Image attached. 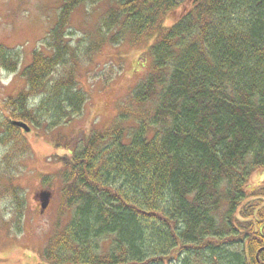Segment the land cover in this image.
Returning a JSON list of instances; mask_svg holds the SVG:
<instances>
[{
    "label": "trees",
    "instance_id": "16d2710c",
    "mask_svg": "<svg viewBox=\"0 0 264 264\" xmlns=\"http://www.w3.org/2000/svg\"><path fill=\"white\" fill-rule=\"evenodd\" d=\"M100 1L62 0L45 52H32L24 86L1 101L7 171L28 153L11 120L49 132L81 113L66 33L77 7ZM94 32L84 56L145 36L150 66L110 127L80 146L54 142L67 152L57 162L70 216L55 222L38 264H264V186L246 185L264 167V0H109ZM18 66L0 45V68ZM6 181L22 214V188Z\"/></svg>",
    "mask_w": 264,
    "mask_h": 264
},
{
    "label": "rangeland",
    "instance_id": "374dc122",
    "mask_svg": "<svg viewBox=\"0 0 264 264\" xmlns=\"http://www.w3.org/2000/svg\"><path fill=\"white\" fill-rule=\"evenodd\" d=\"M108 2L102 0L77 7L71 14L66 33L67 41L77 48L80 60L76 69L77 86L87 96L81 113L59 130L46 132L32 127L27 133L19 131L28 153L12 161L9 171L0 164V173L7 175L0 183V264H38L55 222L65 223L70 216V210L67 211L62 201L61 164L57 162L67 152L62 146L57 148L54 142L65 136L80 146L91 132L110 127L121 107L131 109V92L149 69L150 59L145 54L149 38L145 36L136 44L127 41L105 44L98 51L83 55ZM61 3L62 0H0V45L17 52L19 58L15 73L0 68V103L24 86L20 70L30 62L32 52H45V42L56 24ZM183 9L180 4L168 12L165 24L175 22ZM62 71L60 67L54 75ZM3 119L0 109V121ZM127 121L129 125L134 123L133 118ZM2 151L0 149V153ZM13 174L15 177H9ZM6 180L22 188L19 191L24 202L22 214L16 211ZM246 185L252 190L264 186V167L255 169ZM42 191L51 193L45 209H41L39 198Z\"/></svg>",
    "mask_w": 264,
    "mask_h": 264
},
{
    "label": "water",
    "instance_id": "95a60500",
    "mask_svg": "<svg viewBox=\"0 0 264 264\" xmlns=\"http://www.w3.org/2000/svg\"><path fill=\"white\" fill-rule=\"evenodd\" d=\"M11 124L20 128L24 133L31 130V127L21 120H11ZM51 193L49 191H42L39 193V198L41 200V209H45L49 203Z\"/></svg>",
    "mask_w": 264,
    "mask_h": 264
}]
</instances>
